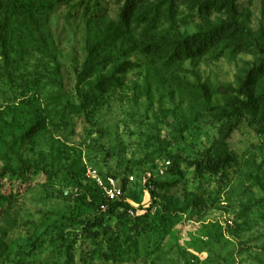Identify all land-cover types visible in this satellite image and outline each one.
<instances>
[{"label": "rangeland", "instance_id": "1", "mask_svg": "<svg viewBox=\"0 0 264 264\" xmlns=\"http://www.w3.org/2000/svg\"><path fill=\"white\" fill-rule=\"evenodd\" d=\"M39 1L0 12V264H264V117L224 112L264 52L175 56L227 8L134 0L123 25L126 0ZM234 1L244 41L264 47V0ZM223 123L232 160L213 170ZM87 168L124 180L134 214L102 217Z\"/></svg>", "mask_w": 264, "mask_h": 264}, {"label": "trees", "instance_id": "2", "mask_svg": "<svg viewBox=\"0 0 264 264\" xmlns=\"http://www.w3.org/2000/svg\"><path fill=\"white\" fill-rule=\"evenodd\" d=\"M196 3L197 7L203 10H207L209 7L208 4H211V6H217V7H223L225 6L228 10V12L231 15V20L229 22H222L218 25H212L208 30H206L203 33H197L194 35H186L184 37H179L178 42H176L175 47V56L182 57V58H189V57H199L203 54L207 53L208 50L219 48L221 47L220 44L223 42L224 44L231 46V48H235L236 46H239L240 49L243 50H249L252 46V50H258L259 52H264V47L260 45L258 42L251 43L249 45L244 40L247 39L245 36V30L242 27L241 24L237 23L234 20V14H235V1L234 0H212L211 3L210 0H192ZM44 5L39 0H32L31 2H27L20 5H15L14 3L8 4L6 9L3 8V1L0 0V12H2L4 9L8 10L6 11L10 17L16 16L20 17L23 14H32V13H43ZM137 7V4H135L134 0H126L125 5L122 7L121 11V23L123 25H127V22L130 20L129 16L134 11V9ZM199 9V10H200ZM239 38L241 41L238 43L231 44L230 42H233ZM264 74V66L261 65L256 66L255 68H252L249 70L245 77V81L243 82V85L239 88V90L242 92V95L245 97V99H236L229 101V105L231 106L232 111H224L227 116L230 114V116L235 115V110H239L238 107L235 105L238 103L242 108H245L247 110H252L253 112L260 111V117H264V88L261 89L257 94L253 93V86L256 84V78L259 76H262ZM232 123H223L222 127L220 128V136L216 141L217 148L219 150V153L216 157V160L211 161V157L207 156L206 158V164L209 166L210 169L216 170L219 168L222 164L230 162L231 156L229 153L225 151V143L226 139L229 136V133L232 130ZM37 130H32L33 133H35ZM31 132V131H30ZM113 176V175H112ZM94 184V183H93ZM123 189H125V182L122 180ZM155 186V181L153 182ZM96 195H98V201L96 202V207L99 210V206L101 203H107L106 210L102 213V217H110L113 214L116 218H122V216H129L128 209L129 205L126 203V201H114L110 202L107 201L100 190L96 187ZM153 192V190L151 191ZM100 211V210H99ZM144 218L143 214H139L135 217V219ZM102 221L99 222L101 225ZM107 230L113 231V227H106Z\"/></svg>", "mask_w": 264, "mask_h": 264}, {"label": "built area", "instance_id": "3", "mask_svg": "<svg viewBox=\"0 0 264 264\" xmlns=\"http://www.w3.org/2000/svg\"><path fill=\"white\" fill-rule=\"evenodd\" d=\"M166 164H169V161H166ZM86 176L89 177L92 182L96 185V187L100 190L103 197L110 202L114 201H122V195L124 193L122 180L119 177H115L112 175L108 176H101L96 169L87 168L86 169ZM148 177H144L142 179V184L147 188L152 189L154 184L151 182ZM128 182L135 183V176L134 175H127ZM107 208V203H101L99 206L100 211H105ZM129 214H134L132 208L128 209Z\"/></svg>", "mask_w": 264, "mask_h": 264}]
</instances>
